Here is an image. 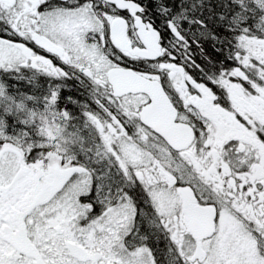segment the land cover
Segmentation results:
<instances>
[{"label":"snow or ice","instance_id":"snow-or-ice-1","mask_svg":"<svg viewBox=\"0 0 264 264\" xmlns=\"http://www.w3.org/2000/svg\"><path fill=\"white\" fill-rule=\"evenodd\" d=\"M0 264H264V0H0Z\"/></svg>","mask_w":264,"mask_h":264}]
</instances>
